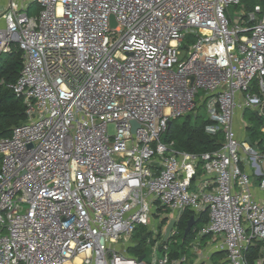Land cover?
<instances>
[{"label":"built area","instance_id":"obj_1","mask_svg":"<svg viewBox=\"0 0 264 264\" xmlns=\"http://www.w3.org/2000/svg\"><path fill=\"white\" fill-rule=\"evenodd\" d=\"M240 2L0 0V55L23 52L8 87L26 117L0 137V264H147L129 254L135 233L171 219L149 263L183 264L167 242L186 210L207 214L192 247L209 236L226 264H249L264 243V139L240 138L235 119L264 116V8L232 23ZM199 90L221 144L178 150L161 137Z\"/></svg>","mask_w":264,"mask_h":264},{"label":"trees","instance_id":"obj_2","mask_svg":"<svg viewBox=\"0 0 264 264\" xmlns=\"http://www.w3.org/2000/svg\"><path fill=\"white\" fill-rule=\"evenodd\" d=\"M264 4V0H262ZM23 52L16 46L12 48L11 53L0 55V137L7 136L10 133L11 128L25 120V107L20 97H17L13 90L8 87V84L13 83L22 68ZM181 118V117H179ZM177 118V119H179ZM176 119V120H177ZM262 120V117L259 118ZM175 119L170 122L167 130V135L170 140H173L182 150L188 152H203L217 149L222 141V133L219 131L214 135H210L205 132V125L209 122L205 119H194L191 122L188 118H183V122L180 126L175 124ZM191 216H194L195 222L186 237H183L184 229L187 225V221ZM207 214L202 211L198 215L194 211L186 210L181 216L177 227L176 236H181V242L178 245V249L171 251V258L176 256V253L183 252L185 245L189 240L193 239L195 231L198 229V222H205ZM146 229H138L134 235L138 245L132 250L137 255L144 254L145 241L147 237ZM261 248L264 251V243H255L250 247L248 252L249 264H254L255 260L261 253ZM218 253V252H217ZM223 252H220L222 254Z\"/></svg>","mask_w":264,"mask_h":264},{"label":"rangeland","instance_id":"obj_3","mask_svg":"<svg viewBox=\"0 0 264 264\" xmlns=\"http://www.w3.org/2000/svg\"><path fill=\"white\" fill-rule=\"evenodd\" d=\"M244 4V7L242 6V4ZM257 5L261 6L264 8V4L262 2V0H241L240 4L238 5H234L231 4L227 7V13L228 15H230L231 19H232V23H234L237 19V17L242 13V12H246V10H253ZM33 8H36L33 7ZM231 23V25H232ZM1 82V81H0ZM255 84V83H253ZM257 88V87H256ZM205 92L204 91H198L196 93V102H197V108L195 109V111L191 114L188 115H184L179 119H175V124L177 126H180L183 122V118H188L191 122L194 121V119L196 118H201V119H206L208 116L207 113V106H206V102H203V98H204ZM239 115V114H238ZM241 119H239V121L237 123H241L240 120H242V122L246 125H249L250 128L248 129H243V135L238 131V135L240 138H245L247 135L251 136L250 134L253 132L254 134L252 135V139L253 140H258V139H264V133L261 132L260 126L262 124H264V116L262 117V120H260L258 117H256L252 111L250 110H246V112H244L242 114V116L240 115ZM26 120V117H25ZM24 120V121H25ZM243 125V124H242ZM237 129V128H236ZM110 130L112 131V128L110 127ZM162 140L165 142H168L170 139V137L167 135V132L164 133L162 135ZM200 213V212H199ZM199 213H196L197 215ZM168 214L167 210L162 208L159 209L157 212V215L159 217H162L164 215ZM205 224V222H198L197 223V227L198 229H200L201 227H203ZM147 230V237H146V241L144 244L145 247V252H146V257H145V261L147 264L149 263V260L151 258V254H152V246L153 244H161L163 243V231L161 229H158L157 232L153 231L151 232L150 230H148V228H146ZM157 229V228H156ZM144 230V233L146 232ZM192 240V239H191ZM191 240H189V242L185 245V248L183 250V252H177L176 256L174 257V259H184L183 260V264H226L224 260L225 258V254L222 253L220 254V252H211L209 249L210 245H211V240L210 238H204L199 245H196L194 247H192L191 245ZM181 242V236H176V238L171 237V239H169V241L167 242V245L169 247L170 251H175L178 249V245ZM208 247V248H207ZM193 251V252H192ZM151 252V254H150ZM213 253V256L211 255ZM129 254L131 255H137L135 251L130 250ZM157 257L161 256V252L157 251L156 254ZM223 261V262H222Z\"/></svg>","mask_w":264,"mask_h":264},{"label":"water","instance_id":"obj_4","mask_svg":"<svg viewBox=\"0 0 264 264\" xmlns=\"http://www.w3.org/2000/svg\"><path fill=\"white\" fill-rule=\"evenodd\" d=\"M111 25H112V26H115V25H116V23H115L113 17H111ZM169 124H170V123H169ZM132 125H133V130H134L135 127L138 126L137 123L134 122V121H132ZM246 141H247L249 144H251V141H250V139H249L248 137L246 138ZM253 146H255V145H253ZM176 148L179 150V146H178V145L176 146ZM194 222H195L194 216H191V217L189 218V220L187 221V225H186V227H185V229H184L183 237H186V236H187V234L189 233V231H190L191 228L193 227ZM174 223H175V220H174V219L169 220V222L167 223V225H166V227H165L164 235H163V242H165V241L167 240V238L169 237L170 232H171V229H172V227L174 226ZM142 258H143V256H140V257H139L140 260H141Z\"/></svg>","mask_w":264,"mask_h":264},{"label":"crops","instance_id":"obj_5","mask_svg":"<svg viewBox=\"0 0 264 264\" xmlns=\"http://www.w3.org/2000/svg\"><path fill=\"white\" fill-rule=\"evenodd\" d=\"M250 111H252L253 112V114L256 116V117H258V118H260V116L254 111V110H250ZM244 112H246V111H244ZM244 112H242L241 114L239 113V115H237L236 116V119H235V127L237 128V130L240 132V133H242V131H243V129H249L250 128V126L249 125H246V124H244L243 122H242V120H240L241 121V123H240V125H239V123H237L238 121H239V119H241V117H240V115L242 116V114L244 113ZM243 124V125H242ZM243 134V133H242ZM254 133L252 132L250 135L251 136H246L245 137V140H246V138L248 137L249 139H250V141H251V144H253V145H255V144H257L258 142H259V140L260 139H258V140H253L252 139V135H253ZM256 186V185H255ZM258 194H260V191L258 192ZM209 238V236H205V237H202L200 240L202 241L204 238ZM200 241V242H201ZM208 248V247H207ZM210 248V247H209ZM210 250V249H209ZM211 252H212V250H210ZM214 252V251H213ZM212 256H213V253L211 254ZM226 259L224 258V260L223 261H225ZM222 261V262H223ZM226 262V261H225ZM219 264H221V263H219Z\"/></svg>","mask_w":264,"mask_h":264}]
</instances>
